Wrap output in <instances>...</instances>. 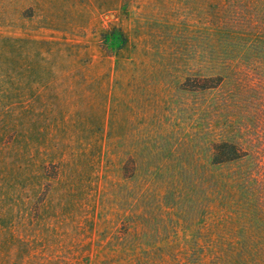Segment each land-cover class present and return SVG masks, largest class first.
I'll return each instance as SVG.
<instances>
[{
  "label": "rangeland",
  "instance_id": "rangeland-1",
  "mask_svg": "<svg viewBox=\"0 0 264 264\" xmlns=\"http://www.w3.org/2000/svg\"><path fill=\"white\" fill-rule=\"evenodd\" d=\"M218 142L264 149V0H0V264H264Z\"/></svg>",
  "mask_w": 264,
  "mask_h": 264
},
{
  "label": "trees",
  "instance_id": "trees-1",
  "mask_svg": "<svg viewBox=\"0 0 264 264\" xmlns=\"http://www.w3.org/2000/svg\"><path fill=\"white\" fill-rule=\"evenodd\" d=\"M209 156L210 191L219 198H229L232 201L228 207L230 210L262 222L264 204L260 201L264 199V149L259 153L241 152L234 144L218 142L212 146ZM255 235L264 238V229L256 231ZM244 249L240 247L241 253ZM260 251L264 256V247Z\"/></svg>",
  "mask_w": 264,
  "mask_h": 264
}]
</instances>
